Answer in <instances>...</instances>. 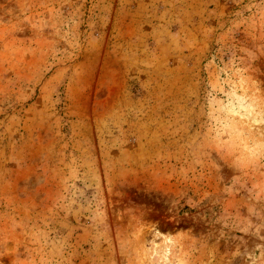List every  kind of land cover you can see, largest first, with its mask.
Segmentation results:
<instances>
[{
	"label": "rangeland",
	"instance_id": "374dc122",
	"mask_svg": "<svg viewBox=\"0 0 264 264\" xmlns=\"http://www.w3.org/2000/svg\"><path fill=\"white\" fill-rule=\"evenodd\" d=\"M0 264H264V0H0Z\"/></svg>",
	"mask_w": 264,
	"mask_h": 264
}]
</instances>
